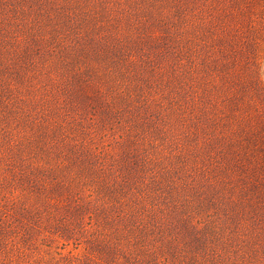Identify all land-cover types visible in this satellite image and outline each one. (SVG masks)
I'll return each instance as SVG.
<instances>
[{
  "label": "rangeland",
  "instance_id": "obj_1",
  "mask_svg": "<svg viewBox=\"0 0 264 264\" xmlns=\"http://www.w3.org/2000/svg\"><path fill=\"white\" fill-rule=\"evenodd\" d=\"M245 2L0 0V264H264Z\"/></svg>",
  "mask_w": 264,
  "mask_h": 264
},
{
  "label": "trees",
  "instance_id": "obj_2",
  "mask_svg": "<svg viewBox=\"0 0 264 264\" xmlns=\"http://www.w3.org/2000/svg\"><path fill=\"white\" fill-rule=\"evenodd\" d=\"M245 1H246V0H239V3L242 4V5H244V4L246 5V2H245ZM247 7H248V6H247ZM237 162H239V161H237ZM1 264H6V263H1Z\"/></svg>",
  "mask_w": 264,
  "mask_h": 264
}]
</instances>
